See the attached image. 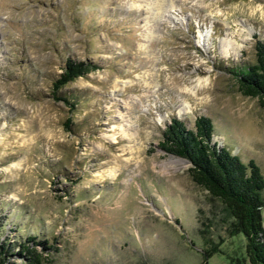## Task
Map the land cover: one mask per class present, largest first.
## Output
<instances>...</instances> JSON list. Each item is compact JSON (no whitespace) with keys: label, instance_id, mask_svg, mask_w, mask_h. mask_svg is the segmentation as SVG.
Wrapping results in <instances>:
<instances>
[{"label":"rangeland","instance_id":"rangeland-1","mask_svg":"<svg viewBox=\"0 0 264 264\" xmlns=\"http://www.w3.org/2000/svg\"><path fill=\"white\" fill-rule=\"evenodd\" d=\"M257 37L264 0H0V242L48 241L42 264H229L245 237L210 227L204 258L206 191L160 143L202 114L264 175V107L228 70ZM66 58L95 64L58 88L72 109L52 96Z\"/></svg>","mask_w":264,"mask_h":264},{"label":"trees","instance_id":"trees-1","mask_svg":"<svg viewBox=\"0 0 264 264\" xmlns=\"http://www.w3.org/2000/svg\"><path fill=\"white\" fill-rule=\"evenodd\" d=\"M254 48V62L229 67L228 70L235 76L242 93L256 97L259 105L264 107V40L257 37ZM94 65L66 58L62 73L53 82L52 96L74 108L75 102L57 90ZM64 125L70 128V118L64 120ZM213 131L212 119L202 114L195 117L192 127L172 118L162 131L160 146L174 156L185 158L191 164L188 173L192 181L206 191L208 214L205 215L198 207L196 215L202 226H197V232L207 246L204 258L220 251V240L212 241L209 231L210 227L215 229L223 225L229 236L240 232L245 237L244 251L230 256L229 264H264V232L260 214L264 206V175L261 167L252 158L244 161L228 145L217 147L210 141ZM202 215L207 218V223L200 219ZM46 243L48 241L28 234L14 244L16 250L13 252L10 242L1 241L0 264L10 254L23 257L26 264H42L43 256L35 247H52Z\"/></svg>","mask_w":264,"mask_h":264}]
</instances>
